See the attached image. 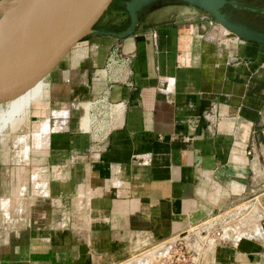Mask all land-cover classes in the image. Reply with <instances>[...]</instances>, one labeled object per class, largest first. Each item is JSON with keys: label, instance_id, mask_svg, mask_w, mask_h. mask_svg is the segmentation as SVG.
I'll return each instance as SVG.
<instances>
[{"label": "crops", "instance_id": "crops-1", "mask_svg": "<svg viewBox=\"0 0 264 264\" xmlns=\"http://www.w3.org/2000/svg\"><path fill=\"white\" fill-rule=\"evenodd\" d=\"M210 19L152 0L0 100V264L117 263L264 187V43ZM207 259L264 264V232H224Z\"/></svg>", "mask_w": 264, "mask_h": 264}, {"label": "water", "instance_id": "water-1", "mask_svg": "<svg viewBox=\"0 0 264 264\" xmlns=\"http://www.w3.org/2000/svg\"><path fill=\"white\" fill-rule=\"evenodd\" d=\"M111 1L0 0V10L12 4L15 7L0 36V100L18 94L53 70L79 40L95 31V22ZM150 1L124 0L128 24L121 30L102 31L118 37L130 34L138 11ZM182 1L207 12L227 29V36L264 43V29L230 17L224 9L230 0Z\"/></svg>", "mask_w": 264, "mask_h": 264}, {"label": "rangeland", "instance_id": "rangeland-1", "mask_svg": "<svg viewBox=\"0 0 264 264\" xmlns=\"http://www.w3.org/2000/svg\"><path fill=\"white\" fill-rule=\"evenodd\" d=\"M230 2L231 4L235 3V5H232L235 9L231 8L229 5H225L224 9L232 19L264 29V8L260 9V11H255V7H250L245 3L241 4L238 0H230ZM230 2L228 4H230ZM248 7H250V9H248ZM128 18L129 16L124 6V0H112L93 27L105 30L120 29L128 21ZM210 18L215 22L212 17ZM217 25L219 24L217 23ZM220 29V36H215L213 39L221 38L225 30L223 28ZM90 34L84 36L83 39L88 37L91 41L92 37ZM70 52L71 51H68L66 54L68 55ZM57 76L58 71L56 70L53 74H50L47 79L55 80ZM90 105L91 102L86 105L87 107L85 108L84 114L92 110ZM89 123L90 120L86 123L85 127H88ZM237 215L238 217H236ZM218 222L222 226V232L216 235L215 231L218 227L216 228L215 226ZM260 225L264 227V187H260L251 196H248L245 200L233 207L223 212L215 213L200 223L193 225L190 227V231L187 230L180 233L179 236L170 243L172 247L171 250L168 249V251H166V246L169 242L162 243L167 239H157L134 251L136 253L132 256H130V254L128 259L117 261V263L115 262L113 264H209L206 258H204L206 257L204 252L206 248L208 249V247L214 243L211 242L214 238L215 242L219 241V238H223L224 232L226 234L231 233V231L243 234L249 232L250 229H252V231L260 229L261 232H264ZM212 228L214 229L212 230ZM202 231H206L208 235L206 238L202 237ZM170 252L172 254L175 253V255L170 257ZM194 256H197L198 260Z\"/></svg>", "mask_w": 264, "mask_h": 264}, {"label": "bare ground", "instance_id": "bare-ground-1", "mask_svg": "<svg viewBox=\"0 0 264 264\" xmlns=\"http://www.w3.org/2000/svg\"><path fill=\"white\" fill-rule=\"evenodd\" d=\"M14 11H15V7L14 5H8L5 9L3 10H0V36L2 35V33L4 32L7 24L9 23V21L11 20V18L13 17V14H14ZM215 23H218L219 25H221V23L219 22H216ZM212 26V25H211ZM223 27V25H221ZM225 28V27H223ZM226 29V28H225ZM227 30V29H226ZM104 102V101H103ZM95 102L91 101V109L93 110L95 108ZM100 103V102H99ZM112 107V106H111ZM116 107V106H115ZM103 110V109H102ZM106 112V111H105ZM104 113V112H103ZM102 113V114H103ZM98 115V114H97ZM102 117V116H101ZM89 120H91V115H90V112L88 111L84 116H82L81 120H80V127L83 126V124L87 123ZM190 231V228L188 229ZM262 230V229H261ZM260 231V229H259ZM263 231V230H262ZM261 232V231H260ZM202 234V237H207L208 235L206 234V231H202L201 232ZM177 236H174V237H171L169 239H167L166 241L162 242V243H166V242H169L168 245L166 246V251H168V247H170L169 245H171L170 243L172 242L173 239H175ZM215 241V238L213 241L211 242H214ZM209 248V247H208ZM206 254V261L208 262V259H207V254H208V249L206 248L205 249V252ZM197 260H198V257L197 256H194ZM214 264V263H213Z\"/></svg>", "mask_w": 264, "mask_h": 264}, {"label": "built area", "instance_id": "built-area-1", "mask_svg": "<svg viewBox=\"0 0 264 264\" xmlns=\"http://www.w3.org/2000/svg\"><path fill=\"white\" fill-rule=\"evenodd\" d=\"M111 56H112V54H110V56L107 58V61H106V67H107V65H109V63L112 61L111 60ZM113 57V56H112ZM116 57V56H115ZM113 57L114 59H115V61H119V62H122V60L121 59H123L124 60V58L123 57H120V59L118 58V57ZM105 67V68H106ZM103 102L104 101V98H96V99H93V102H95L94 104L96 105L98 102ZM93 117H92V114H91V120H90V123H89V126H88V128H90L91 126H92V123H93ZM103 132L104 131H98V135H99V138L100 139H102V137H103ZM236 217H238V215L236 216ZM217 229H216V235H218L220 232H222V226L220 225V223L218 222L217 224H216V226H215ZM214 228H212V230H213ZM222 239V237L221 238H219V240H221ZM169 250H171L172 249V247H171V245H170V247L168 248ZM196 252H197V250H196ZM171 253V252H170ZM197 254V253H196ZM175 255V253H171V256L170 257H172V256H174ZM184 255V254H183ZM172 259V258H171Z\"/></svg>", "mask_w": 264, "mask_h": 264}, {"label": "trees", "instance_id": "trees-1", "mask_svg": "<svg viewBox=\"0 0 264 264\" xmlns=\"http://www.w3.org/2000/svg\"><path fill=\"white\" fill-rule=\"evenodd\" d=\"M241 4L242 3H245L247 5H249L250 7H255V11L258 10L260 11V9L264 8V0H238ZM229 3V2H228ZM229 5L231 8L235 9V7H233L230 2V4H227ZM250 7H248V9H250ZM126 9V8H125ZM129 22V18H128V21L124 24V26L120 29H115V30H121L123 29ZM259 28V27H258ZM263 29V28H262Z\"/></svg>", "mask_w": 264, "mask_h": 264}, {"label": "flooded vegetation", "instance_id": "flooded-vegetation-1", "mask_svg": "<svg viewBox=\"0 0 264 264\" xmlns=\"http://www.w3.org/2000/svg\"><path fill=\"white\" fill-rule=\"evenodd\" d=\"M228 4V2L225 4V5H227ZM225 5H224V7H225ZM126 260V259H125Z\"/></svg>", "mask_w": 264, "mask_h": 264}]
</instances>
